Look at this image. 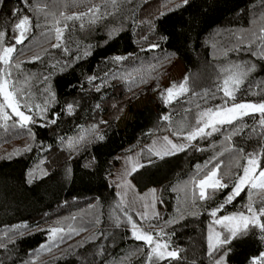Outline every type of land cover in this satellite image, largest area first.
<instances>
[{"label":"trees","instance_id":"trees-1","mask_svg":"<svg viewBox=\"0 0 264 264\" xmlns=\"http://www.w3.org/2000/svg\"><path fill=\"white\" fill-rule=\"evenodd\" d=\"M13 10H18L17 17ZM61 14L84 15L68 21L65 28ZM24 15L31 25L27 39L13 53L12 62L21 63L12 80L16 98L33 106L32 113L22 109L26 114L34 115L40 105L48 108L45 118L60 115L57 124L47 127L38 126L44 120L34 115L36 124L24 129L14 115L8 121L0 119V242L4 245L0 261L149 264V247L132 238L120 220L117 191L109 179L117 155L147 144L157 126L170 127L168 120L182 116L183 125L196 112L221 103L211 97L222 84L218 68L226 57L245 56L254 65L236 99L264 101V0H188L187 5L183 0H0V30L8 32L3 46L12 43L10 30ZM57 27L63 37L53 48L58 43ZM153 44L159 47L150 49ZM35 56L40 59L26 62ZM116 56L126 59L116 61ZM176 57L185 63L182 79L187 77L189 91L168 105L153 100L134 109L132 102L143 91L159 87ZM92 76L96 79L89 81ZM205 90L208 96L203 95ZM128 108L133 116L121 127L119 119ZM162 115L169 119L162 120ZM259 119V114L244 116L162 160L153 157L149 163L145 156L146 166L132 173L140 189L159 184L167 205L164 216L149 222L164 229V239L170 249L180 250L181 259L159 264H212L206 254L207 234L210 224L217 229L213 223L217 217L210 211L223 205L220 217L246 212L249 203L256 208L264 203V189L250 186L232 202L226 199L233 180L242 175V167H236L242 155L239 149L259 153L260 169L264 167V129ZM236 126L243 134L225 139ZM142 148L149 150L146 145ZM208 161L213 163L206 167ZM216 163L223 165L218 176L229 187L209 188L207 199L193 202L190 196L193 192L198 196V180ZM168 220L172 224L166 226ZM53 227L63 232L52 236ZM259 232L252 229L246 238L225 245L230 249L226 263L250 264L264 252Z\"/></svg>","mask_w":264,"mask_h":264},{"label":"snow or ice","instance_id":"snow-or-ice-1","mask_svg":"<svg viewBox=\"0 0 264 264\" xmlns=\"http://www.w3.org/2000/svg\"><path fill=\"white\" fill-rule=\"evenodd\" d=\"M184 5H187L188 0H183ZM181 5H177L180 7ZM91 11V10H90ZM13 17L18 16V10H13ZM84 14L68 15L63 16L61 14V20L64 22V27H68V21H73L76 19H82ZM95 14H93V19ZM58 21L57 23H59ZM30 17L24 15L19 19L18 23H15L11 28V40L12 44L10 46H3V41L6 36H8L7 31L0 30V96H2L4 103H0V119L8 121L13 118V115L18 118L16 123L19 124V127L24 129L31 124H36L35 116H39L44 120V123L39 124L40 127H47L49 124L55 125L58 122L60 113H53L51 118H45L48 108H41L40 105H36L35 108L38 110L34 115L26 114V109L28 113L33 112V106L24 102L21 103V99L16 98L17 88L13 80V74L16 70L21 68V63H13V53L17 51L18 45H21L27 39V33L30 30ZM84 25L81 23L80 27ZM56 31V40L58 43L53 44V48L60 46L59 41L63 37V30L59 27L55 29ZM18 33V34H17ZM150 49L158 48V44H153L149 46ZM39 56L32 57L29 61L26 62H35L39 60ZM116 61H121L126 59V57L116 56L114 57ZM23 63V62H22ZM242 64H236L231 66V68L222 69V72L227 73L225 78L222 81V84H218L216 87V92L212 93V99H220L221 103L216 104L214 107H208L203 110L196 112L195 114V125L191 126L185 123L181 128L174 133V135L180 136L183 134L185 129H190L187 131V134L183 136V139L187 143H173L167 136L163 137V143L159 148L149 149L144 155L148 158L149 163L153 162L152 158L157 157L159 159H164L167 156L175 155L179 152L185 151L188 147H192V142L197 138L205 139L212 137L213 134L221 132V130L226 125H234L238 120H241L244 116H249L253 114H259V126L261 129H264V101L260 102H241L235 103L236 93L240 90V86L245 83L244 77H246L250 72L253 71V68H248L246 71L243 69ZM107 75V74H106ZM45 80L48 77L44 78ZM95 76L89 77V81H94ZM188 79H185L178 85L173 82L164 93L161 95L164 98L165 105L170 104L175 98L183 96L186 94L189 89L187 87ZM97 92L101 91L100 86H96L95 89ZM222 96H217V93H221ZM204 96H208L207 90L203 93ZM67 113L69 115L73 114V105L71 103L67 104ZM100 105L97 104L96 108L99 109ZM199 107V106H197ZM5 109H10L12 115H9ZM162 120H168V115H162ZM15 126V125H13ZM30 130V129H29ZM255 131L256 129H251ZM243 132L239 126H236L232 129L231 135L226 136L225 139L230 140L231 136L242 135ZM261 138H264L262 136ZM100 140H103L104 137L101 135ZM239 152L242 153L241 156L237 157L236 167H242V175L237 176L232 182V191L227 196V201L230 203L233 199L240 195L242 191L247 186H250L253 189L257 187L264 189V169H260L259 153L248 152L243 153V149H239ZM243 159L246 161L244 165H241L239 161ZM208 163H213L212 161L206 162V167ZM146 165L137 163L135 164L130 172L136 173L138 169L145 167ZM197 169H200V166H196ZM223 167L222 164L216 163L213 164V167L208 170L203 179L198 181L197 187L199 188V194L193 192L190 196V199L195 202L196 199L205 200L208 197L205 194L206 188L220 189L229 187L228 184L222 183V177L218 178V171ZM258 171L259 181H257L256 173ZM224 175H227L225 173ZM188 198V197H186ZM117 207H121L117 205ZM223 205L214 208L210 211L212 217H217L214 220L215 225H219L223 232L214 230L213 226L210 224L208 226L207 234V245H206V254L209 259L212 261V264H225V257L229 254L230 249H226L224 246L229 245L235 239L246 238L252 231V229H259L260 238L264 240V203H261L259 208L254 207L253 204L249 203L245 211L237 212L233 215H224L218 217L217 214ZM123 211V208H121ZM124 215L127 217V223L131 225V236L136 241H142L149 247V250L146 254V258L149 264H159L160 261L164 260H180V250L179 249H170V245L164 237L167 236V233L161 228L159 231L155 232L153 235L152 232H146L139 224L133 220L131 215H128L126 212ZM138 218L143 221L148 219L147 214L143 216L137 214ZM154 216L158 217V213H155ZM172 221L168 220L165 222V225H171ZM251 226V227H250ZM119 227V224H117ZM150 227H156L150 225ZM50 234L56 236L63 232L61 228L50 229ZM78 234V233H77ZM164 242H161V241ZM0 247H4L3 243L0 242ZM103 250H101L102 254ZM0 264H3V261H0ZM250 264H264V252H261L258 256L253 257L250 261Z\"/></svg>","mask_w":264,"mask_h":264},{"label":"rangeland","instance_id":"rangeland-1","mask_svg":"<svg viewBox=\"0 0 264 264\" xmlns=\"http://www.w3.org/2000/svg\"><path fill=\"white\" fill-rule=\"evenodd\" d=\"M12 44V43H11ZM10 44V45H11ZM8 45V46H10ZM237 58V57H236ZM236 58L233 60L231 63H225L224 66H221L220 69H226V68H231V66L236 65ZM240 63L238 64H243V69L242 70H247L248 68H252L247 62L243 59L239 61ZM183 63L179 61V59L176 57L172 61V63L168 66L166 70V74L162 78L159 87L154 89V90H145L140 94L136 99L133 105L136 107H142L143 105L147 104L149 101H153L155 104H165L164 103V98L161 95L162 93L165 92V90L173 83L175 82L177 85L183 81L182 77L183 75ZM222 74V77L227 75V73L219 71ZM224 73V74H223ZM183 75V76H182ZM182 76V77H181ZM225 78V77H224ZM246 80L247 77H244ZM152 83L148 85L151 86ZM176 99V98H175ZM235 103H241V102H253L249 100H243L241 99H236L234 101ZM214 107V106H213ZM208 108V107H207ZM203 110V109H202ZM6 111V109H5ZM9 115H12L10 112H8ZM130 115V112L127 110V113L124 118H122V122L125 121L126 118H128ZM15 117V116H14ZM192 117V116H191ZM192 119H195L192 117ZM165 130L163 131V129ZM179 129H177V126H174V129L167 128V124H162L159 127H156L155 130V135L151 139V142L149 141L147 144H144L148 146L149 149H154V148H159L160 145L163 143V137L167 136L172 142L175 143H183L182 138L184 135L187 133L183 132L181 134L180 138H177V135H174ZM144 145H136L132 148L126 149L125 151L119 153L117 155L118 161L117 164L115 165V169L113 173H111V181L113 182V185L115 188H117V195H118V200H117V205H120L121 207H118L119 209V215H120V220H122L125 223V226L128 227L130 235H131V225L127 223V217L124 215L126 212L128 215H131L133 220H135L141 228L144 229L146 232H152L153 235H155V232L159 231L161 227H150V222L149 220L152 219L155 213H158V216H164L165 211L167 210V205L163 201L161 197V186L159 184H153L152 186H148L145 189H140L137 185H135V181L132 178V174L129 175L128 173L130 172L131 168L137 164L139 161L144 160V153H146L148 150H144L142 146ZM142 163V162H141ZM264 169V167L262 168ZM257 176V181H259V175L256 173ZM202 177L201 179H203ZM218 178H220L218 176ZM200 180V179H199ZM198 180V181H199ZM208 189H205V194L207 195ZM121 208H123V211H121ZM147 214L148 219L141 221L138 218L137 214H140L143 216L144 214ZM237 213V212H235ZM228 214V215H233ZM216 231H220L218 228L220 227L219 225L214 226ZM57 228V227H53ZM165 240V239H164ZM161 242H164L163 240ZM225 264L226 261H225Z\"/></svg>","mask_w":264,"mask_h":264},{"label":"crops","instance_id":"crops-1","mask_svg":"<svg viewBox=\"0 0 264 264\" xmlns=\"http://www.w3.org/2000/svg\"><path fill=\"white\" fill-rule=\"evenodd\" d=\"M236 57H234V56H229V57H226L224 60H222L220 63H219V68H218V71H221L222 69H220V67L221 66H224V64L225 63H231V62H233V60L235 59ZM178 59H179V61L181 62V63H183V67H184V70H183V75L185 74V72H186V66H185V63L183 62V60L180 58V57H178ZM241 59H243V60H245L246 62H247V64H249L250 66H252V68H253V71H254V65L252 64L253 63V61H251L250 60V58H248V57H241V56H237V58H236V60H237V62L238 63H240L239 61L241 60ZM236 62V64H238ZM242 64V63H241ZM243 65V64H242ZM253 71L252 72H250L248 75H250V74H252L253 73ZM222 73L221 72H219V76H220V78H221V81H223V79H224V77L226 76H224V77H222V75H221ZM224 74V73H223ZM182 75V76H183ZM247 75V76H248ZM181 76V77H182ZM246 76V77H247ZM187 86H188V84H187ZM135 102V100L132 102V106H133V108L134 109H137V108H140V107H136L135 105H133V103ZM144 106V105H143ZM127 110L130 112V115H129V117L128 118H126L125 119V121L124 122H122L121 120H122V118H124L125 117V115H126V113H127ZM132 116H133V112L131 111V109L130 108H128V109H126V111H125V113H124V115L119 119V124H120V126L121 127H123L125 124H126V122L128 121V119H130V118H132ZM181 118H182V116H180V117H178L177 119H175V121H172V119H170V120H168L169 122H170V127H169V130H171V128H173L174 129V126L176 127L177 126V129H180L181 128V126H182V124H180L181 123ZM191 121L189 122L188 121V119H186L185 121H184V124L185 123H187L188 125H191V126H194L195 125V119H190ZM172 122H174V126H172L171 125V123ZM183 124V125H184ZM165 130V128L163 129V131ZM188 130H190V129H185V133H187V131ZM155 135V134H154ZM154 135H153V137H154ZM152 137V138H153ZM181 136H177V138H180ZM180 139H183V137L182 138H180ZM184 140V139H183ZM151 142V141H150ZM173 143H175V142H173ZM183 143H187L186 141H183ZM149 144V143H148ZM125 151V150H124ZM141 162H143V160L142 161H139L138 163H140V164H142ZM115 169V168H114ZM114 171V170H113ZM113 171H112V173H113ZM111 175L112 174H109V179H110V182H111V184H113V182L111 181ZM222 183H224V181L222 180ZM115 185V184H114ZM135 185H137L136 183H135ZM153 185V184H152ZM152 185H150V186H152ZM138 186V185H137ZM116 191H117V188H116Z\"/></svg>","mask_w":264,"mask_h":264}]
</instances>
